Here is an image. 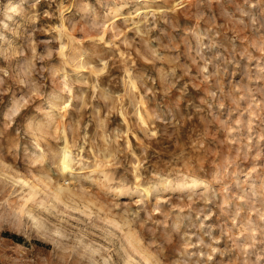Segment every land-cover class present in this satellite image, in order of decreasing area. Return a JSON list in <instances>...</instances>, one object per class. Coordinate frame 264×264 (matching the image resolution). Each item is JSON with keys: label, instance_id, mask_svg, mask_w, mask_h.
Here are the masks:
<instances>
[{"label": "rangeland", "instance_id": "374dc122", "mask_svg": "<svg viewBox=\"0 0 264 264\" xmlns=\"http://www.w3.org/2000/svg\"><path fill=\"white\" fill-rule=\"evenodd\" d=\"M63 125L88 176L59 200ZM136 170L159 189H112ZM184 174L210 187L160 184ZM131 231L159 264H264V0H0V264H149Z\"/></svg>", "mask_w": 264, "mask_h": 264}, {"label": "bare ground", "instance_id": "6f19581e", "mask_svg": "<svg viewBox=\"0 0 264 264\" xmlns=\"http://www.w3.org/2000/svg\"><path fill=\"white\" fill-rule=\"evenodd\" d=\"M120 11H121V7L114 10L115 13H118ZM137 24H139V22ZM60 25L65 30L66 35L70 37V40H72L73 38H71V34L69 31L68 24L63 20ZM84 59H85V57H81L80 60H78V62L75 63L77 70H80V69L85 67ZM128 78H129L130 85L132 86L133 85V76H132L131 72L128 73ZM64 79H65V83L68 84V73H66V72H64ZM142 118L147 123L146 117L142 115ZM61 131H62V135L65 139H64V143L61 144V146H60V149H59L60 153L58 155V161H57L58 169L60 172L59 173L60 178L55 183L51 182V180L46 181V186L52 190V192L54 193V196L59 200L64 198V196L66 194H68L69 192L72 191V190H70L71 188L69 187V182H67L68 177H73L76 175H79V176L83 175L82 177H84V179H85V177L87 178V176H88L87 175L88 173H85L86 172L85 169H84V171H82L83 168H80V169L77 168L78 166L76 165V163H77V160L75 158L76 156H74V152H73L72 145H71V139H70V136L68 134V130H67L65 125H63L61 127ZM128 144L129 145L131 144L130 138H128ZM36 149L44 150V146H43L42 142L36 141ZM78 163L80 165V160ZM99 166H100V163L98 164V162H97V165L95 166V168L91 169V173H95L96 171H98ZM101 172L104 174V181L101 182L104 185L106 181L111 180L112 174H110L109 171H106L104 169H102ZM91 173H90V175H91ZM92 176H93V174H92ZM91 179H92V177H91ZM94 179H96V178L93 177V180ZM161 179H163V178H161ZM25 183L29 187V193L23 195L24 198H26L27 202L29 201V199H31L33 197L36 199L37 192H36V189L33 187L34 184L31 187L30 182L25 181ZM160 184L165 186L166 188L168 187V188H172V189H180L183 191H187L189 194H192L193 192L198 191L202 187H205V188L210 187L209 186L210 184L206 179L196 177L195 175H192V174H187V175H185V177L180 178L178 180H175L171 177H165L163 180H161ZM35 186H36V184H35ZM112 189L116 190V192L118 191L124 197H127V196H131V195H140L141 196L145 193L150 196L152 194L153 189L158 190L159 187L158 186L153 187L150 184L144 183L143 182V175L136 170L135 171V182H134V184L131 185L128 183H121L118 186L113 185ZM112 221L114 222L115 226L117 224L122 225V221L115 220L114 218L112 219ZM128 231H130V229ZM127 235H128V233H127ZM127 235H126V237H127ZM128 236H129V241H130L132 247L135 250H137L138 252H140L141 255L144 256V260L146 259L149 264H159L158 262L155 263V261H152L153 260L152 259V256H153L152 253L149 251V249H147L144 246H142L141 244H139L138 237H136L133 232H132V234H130Z\"/></svg>", "mask_w": 264, "mask_h": 264}]
</instances>
